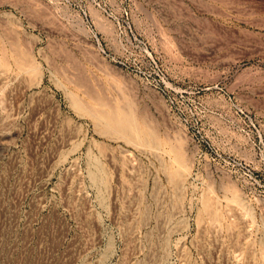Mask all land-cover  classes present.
<instances>
[{
	"label": "rangeland",
	"instance_id": "374dc122",
	"mask_svg": "<svg viewBox=\"0 0 264 264\" xmlns=\"http://www.w3.org/2000/svg\"><path fill=\"white\" fill-rule=\"evenodd\" d=\"M0 264H264V0H0Z\"/></svg>",
	"mask_w": 264,
	"mask_h": 264
},
{
	"label": "bare ground",
	"instance_id": "6f19581e",
	"mask_svg": "<svg viewBox=\"0 0 264 264\" xmlns=\"http://www.w3.org/2000/svg\"><path fill=\"white\" fill-rule=\"evenodd\" d=\"M111 118H112V117H111ZM178 145H179V144H178ZM176 147H177V146H176ZM173 149H174V147H173ZM178 153H179V152H178L177 149L175 148V149H174V155H175L174 162H175L176 165H179L180 168H178V167L176 166V167L178 168V170H177V168H176V171L173 172L172 175H171V178H172V180H173L174 182L177 181V176L179 177V169L182 170V168H183V167L181 166L182 163H181V165H180V163H179V161H180V159H181V157H179V156H181V155H179ZM177 154H178L179 156H177ZM178 158H180V159L178 160ZM182 158H183V157H182ZM181 161H182V160H181ZM177 172H178V173H177ZM178 179H179V178H178ZM209 204H210V203H209Z\"/></svg>",
	"mask_w": 264,
	"mask_h": 264
}]
</instances>
